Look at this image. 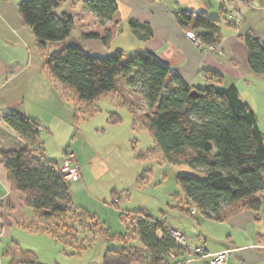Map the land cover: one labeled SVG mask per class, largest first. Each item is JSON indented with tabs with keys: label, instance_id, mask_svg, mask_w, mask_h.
Instances as JSON below:
<instances>
[{
	"label": "crops",
	"instance_id": "0c3cea01",
	"mask_svg": "<svg viewBox=\"0 0 264 264\" xmlns=\"http://www.w3.org/2000/svg\"><path fill=\"white\" fill-rule=\"evenodd\" d=\"M21 1L0 0V264H83V261L88 264L91 245L83 244L82 249L80 242L68 244L42 230L36 213L25 205V196L12 190L1 162V152L32 145L1 120L4 114L18 112L41 125V151L46 160L59 163L67 152L76 156L81 177L69 183L71 201L75 207L98 219L107 231L104 236L126 244V225L122 219L134 212L146 213L162 223L171 222L165 216L157 217L159 213L165 214L161 204L158 210L145 208L148 206L145 180L140 182L141 185L135 184V199L134 191L126 189L125 181L116 176L117 171L123 170L121 163L128 158L120 149L119 140L126 133L133 137L134 127L128 125L124 131L120 125L122 121L112 122L117 120H111L107 115L104 119L94 116V107L97 104L101 106L103 98L114 96L113 105L107 106L106 110L111 114L119 103L115 97L127 95L128 99L132 96L126 79L120 78L115 91L101 97L90 107L93 114L86 124L91 126L85 127L88 128L85 136V130L78 125L72 140L66 144L61 142V148L57 147L58 156L47 151L41 135L46 133L51 138L59 137L66 121H73L75 108L65 97L70 91L49 76L45 68L47 60L33 30L24 25L20 16ZM58 1L60 6L55 13L58 16L67 15L74 21L75 27L66 41L54 45L55 49L82 43L83 46L79 47L85 51L97 50L101 57L121 51L125 59L147 52L193 89L203 88L209 83L223 90L234 86L240 98L255 113L258 127L264 134V76L252 72L247 48L240 38L254 34L264 42V0H228L226 3L221 0H116L118 11L106 25H101L98 18L85 9V0ZM186 11L206 13L219 19L222 42L216 51L199 48L187 37L189 31L181 27L176 17V13ZM231 13L240 19L239 24L229 18ZM132 22L149 25L153 30L152 38L141 40L137 37L131 29ZM107 31L112 33L109 46L101 40ZM90 34H97L100 39L87 38ZM95 42H102L105 51ZM51 44L54 43H48L45 49L51 48ZM88 54L93 55V52ZM213 73L221 79L212 76ZM139 118L135 113L134 120ZM141 121L149 132L145 121ZM106 133L113 137L111 140L117 146L113 163H109L103 155ZM63 145L66 148L63 149ZM60 149L62 152L59 153ZM48 155L57 157L59 161L49 159ZM110 175L111 179L106 178ZM182 205L174 203L168 206L183 213L179 208ZM198 216L205 222L202 224L203 231L198 234L201 239L198 244H194L193 236L183 233L181 226L171 223L182 231L189 246L175 262L204 264L202 260H194L192 249L199 247L210 253L232 250L226 264H264V209L259 212L242 210L223 222L205 219L199 213L196 218ZM21 238H26L29 246L24 245Z\"/></svg>",
	"mask_w": 264,
	"mask_h": 264
},
{
	"label": "trees",
	"instance_id": "16d2710c",
	"mask_svg": "<svg viewBox=\"0 0 264 264\" xmlns=\"http://www.w3.org/2000/svg\"><path fill=\"white\" fill-rule=\"evenodd\" d=\"M83 4L101 25L112 21L118 11L116 0H85ZM59 6L58 0H23L19 4L23 23L33 30L41 51L48 43L66 41L74 30L71 18L55 13ZM176 17L183 29L193 32L206 46H220L217 17L191 11L178 12ZM131 29L141 40L153 36L149 25L132 22ZM86 37L100 39L97 34ZM111 38L112 33L107 31L101 40L109 46ZM240 38L247 48L252 72L264 76V42L254 34ZM45 68L52 79L71 92L72 98L67 94L65 97L74 105L75 119L81 112L92 116L90 107L115 91L120 78L126 79L131 89L140 85L150 108L148 130L159 149L170 163H186L200 172L176 177L185 195L186 206L179 207L184 215L196 219L199 213L205 219L223 222L242 210L264 209V134L236 87L223 90L209 83L193 89L147 52L125 59L121 51H115L100 58L65 45L48 56ZM211 75L221 79L215 73ZM1 120L32 145L2 150L1 162L12 190L25 196V205L36 213L41 229L68 244L80 242L82 249V233L105 235L107 231L95 216L73 205L70 182L58 171L59 163L44 157L41 125L14 111L4 114ZM177 155L185 156L181 160ZM225 204L228 207L224 208ZM193 209L197 210L195 215ZM122 220L126 241H138L139 245L106 249L102 264H177L176 259L189 249L170 236L167 223L146 213L127 214Z\"/></svg>",
	"mask_w": 264,
	"mask_h": 264
},
{
	"label": "rangeland",
	"instance_id": "374dc122",
	"mask_svg": "<svg viewBox=\"0 0 264 264\" xmlns=\"http://www.w3.org/2000/svg\"><path fill=\"white\" fill-rule=\"evenodd\" d=\"M74 39L75 36H74ZM77 40V39H76ZM76 42H79L78 40ZM96 45H99L100 49L104 50V44L102 42H95ZM76 45L72 46H83L82 43H73ZM54 45H58L56 43L51 44V48H46L44 51H42L43 57L47 60L48 56L53 54L54 52L58 51L60 48H56ZM81 48V47H79ZM83 49V48H82ZM87 53L93 52V55L95 57L99 56V51L93 50L90 51L87 49ZM105 51V50H104ZM132 96H129L127 99V95L123 97H115L116 102L119 101L118 106L114 108V111L111 114H108L107 106L110 107L113 105L112 97L114 96H108L109 98H103L102 99V105L99 106L97 104V107H94V110L96 111V114L94 116L96 118H102L104 119L107 116H109L112 120H117L116 123L122 121L120 125L124 127V131H126V128L128 125L130 127H134V133L135 135L129 136L127 133L122 136L119 140L120 149L125 153L124 155L128 158V163L125 164L121 163L123 166V170L117 171L116 176L118 178H122L125 182V188L129 191H134V198L137 197L136 192V185L140 184L143 180L146 181V185L144 189L146 188V195L147 196V202L148 206H145V208H148L150 210H158L160 204L162 205L163 211L165 212L164 215H161L160 213L157 215L158 218H161L162 216H165L166 219L170 220L172 224H177L182 227L183 233H185L187 236L191 235L195 239V243H199L201 239H199L198 234L203 231L202 226L203 219L198 216L196 219L190 218L189 216L184 215L183 213L176 212L175 210L170 209L168 205H172L174 203H177L178 205L186 206L185 203V195L181 188V186L177 182V175L180 173H188V174H198L200 175L198 171L193 169L189 164L186 163H170L163 152L159 149L157 144L155 143L154 139L152 138L151 134L147 132L146 128L142 124V120L145 121V125L148 126L147 122V116L150 113V108L148 107L146 101L144 100L143 96L140 93V85L136 89H131ZM70 92H67V98H72L73 96H70ZM124 94V93H123ZM68 100V99H67ZM118 100V101H117ZM72 103V102H71ZM130 104V105H128ZM131 106V110H130ZM101 107V109H100ZM79 114L78 119H73V121H66V123L63 125V129H61L60 136L55 138H51L48 136V134H42L41 138L45 140V147L47 151L51 153V155L57 154L58 156V150L57 147H60L63 142H70L74 135L76 134V127L79 125L81 130H85V133L83 132V135L85 136L86 130L85 127H87L88 124L86 122L89 121L91 118V115ZM136 113L137 117H141L139 119L134 120V114ZM85 122V123H84ZM77 123V124H76ZM86 125V126H85ZM62 126V124H61ZM89 127L91 124L88 125ZM100 125L99 127H101ZM101 130V129H100ZM101 133V131H100ZM103 134V133H101ZM113 137L109 135V133H106L105 138L103 141H106V144H104L103 149V155L108 159L109 163H113L114 160H116L117 155V146H114L113 141L111 140ZM102 141V140H101ZM61 143V144H60ZM60 144V145H59ZM127 147V148H126ZM61 148V147H60ZM63 149L66 148L65 145L62 147ZM62 152V149H60L59 153ZM68 153V152H67ZM71 153V152H69ZM66 155V153L64 154ZM64 155L62 159L64 158ZM185 155H177V158L183 159ZM49 159H53L55 161H59L57 157H50L48 155ZM76 158V156H75ZM59 162V164L62 162ZM118 160H120L118 158ZM76 163L79 165V162L76 158ZM111 179V175L106 177ZM127 183V186H126ZM141 185V184H140ZM228 207V204L224 205V208ZM156 208V209H155ZM185 226H184V225ZM91 235H85L84 233L81 234V237L83 238V241L85 245H91V258L89 260L88 264H102V257L103 253L106 249H119L122 246H130V245H139L138 241H130L126 244L122 242H118L117 240H114L110 236H104L101 234L96 233ZM22 243L24 245L29 246V243L26 240V238H21ZM215 242V241H213ZM21 243V244H22ZM22 244V245H23ZM23 245V246H24ZM77 264V263H75ZM83 264H86L83 261ZM198 264V263H196Z\"/></svg>",
	"mask_w": 264,
	"mask_h": 264
},
{
	"label": "built area",
	"instance_id": "2783aa9c",
	"mask_svg": "<svg viewBox=\"0 0 264 264\" xmlns=\"http://www.w3.org/2000/svg\"><path fill=\"white\" fill-rule=\"evenodd\" d=\"M221 1L223 3H226L228 0ZM229 18L233 19L236 24L240 23V19L233 13L229 15ZM187 37L194 41L195 44L199 46V48H206L209 51H216L218 49L215 47L206 46L201 41L197 40L196 35L193 32H187ZM58 171L67 182L75 181L81 177L80 167L76 163V158L73 153L68 152L66 153V155H64L62 162L58 164ZM196 212L197 210L193 209L192 214L195 215ZM166 230L177 243L181 244L182 246L188 247L187 238H185L184 234L180 230L174 228L171 223H167ZM158 235L160 238L163 237V233L161 232H159ZM192 253L194 256V260H202L205 264H226L232 253V250H223L220 252L210 253L205 251L203 248L197 247L192 249ZM170 258L174 260L175 255L171 254ZM177 264L183 263L178 262Z\"/></svg>",
	"mask_w": 264,
	"mask_h": 264
}]
</instances>
